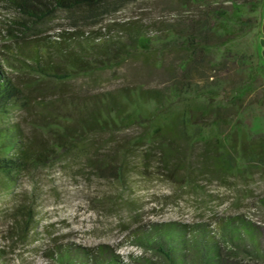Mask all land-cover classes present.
Returning <instances> with one entry per match:
<instances>
[{"label":"trees","instance_id":"16d2710c","mask_svg":"<svg viewBox=\"0 0 264 264\" xmlns=\"http://www.w3.org/2000/svg\"><path fill=\"white\" fill-rule=\"evenodd\" d=\"M230 1L231 6L205 4L162 35L151 36L134 22L124 37L99 40L83 33L79 22L118 7L113 0H0L17 14L0 19V179L5 187L66 151L88 158L98 170L117 167L121 178L128 144L99 154L108 148L88 153L87 142L133 126L140 132L131 144L157 151L170 176L179 169L188 180L195 173L264 172V128L252 124L264 117V0ZM58 11L71 13L72 28L43 34L41 25ZM34 31L38 35L30 39ZM251 34L259 35L257 43L243 47ZM168 54L178 57L168 63ZM136 58L144 72L163 70L162 86L134 83L89 96L48 98L59 84ZM28 114L32 118L25 123ZM259 204L264 208V196ZM20 209V228L27 234L36 214L31 204ZM235 218L219 220L217 236L201 229L197 248L188 237L193 231L173 225L153 230L148 242L167 264H194L189 250L203 264H226L222 241L248 243L264 258L262 228ZM57 256L59 264H128L104 249L95 253L58 245Z\"/></svg>","mask_w":264,"mask_h":264},{"label":"rangeland","instance_id":"374dc122","mask_svg":"<svg viewBox=\"0 0 264 264\" xmlns=\"http://www.w3.org/2000/svg\"><path fill=\"white\" fill-rule=\"evenodd\" d=\"M113 1L118 7L99 19L80 20L78 28L101 40L124 37L129 24L137 22L147 34L162 35L178 18L204 10L205 4L231 6L230 0ZM16 16L0 3L1 20ZM71 22L70 12L58 11L41 28L43 34L55 36L60 29L72 28ZM37 35L31 32L29 38ZM258 37L247 36L242 46L255 45ZM177 57L168 54L165 58L171 63ZM141 66L139 58L129 59L116 68L80 75L59 84L48 98L89 96L134 83L163 85L167 79L163 70L144 72ZM31 118L28 114L25 123ZM252 124L255 129H263L264 117ZM139 132L140 128L133 126L113 135H94L87 142L88 153H94L96 147L108 148L99 154L117 143L128 144L121 178L116 174L117 167L98 170L88 158L66 151L28 171L9 189L0 179V264H59L58 245L95 253L104 249L128 264H167L157 247L148 242L153 230L171 225L186 227L193 231L188 237L196 246L201 229L216 235L219 220L237 219L239 215L262 228L264 241V208L259 204L264 196V172L195 173L188 180L184 170L179 169L170 176L168 168L160 164L157 151L144 144H131ZM195 154H200V148ZM191 168L195 172L198 165L192 164ZM26 204L32 205L36 221L33 229L23 234L20 208ZM220 246L225 250L222 258L226 264H264V258L248 243L222 241ZM188 253L194 264H203L200 255L192 256L190 250Z\"/></svg>","mask_w":264,"mask_h":264},{"label":"crops","instance_id":"0c3cea01","mask_svg":"<svg viewBox=\"0 0 264 264\" xmlns=\"http://www.w3.org/2000/svg\"><path fill=\"white\" fill-rule=\"evenodd\" d=\"M261 30L263 33V42H264V17H263L262 24H261Z\"/></svg>","mask_w":264,"mask_h":264}]
</instances>
